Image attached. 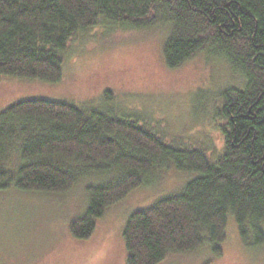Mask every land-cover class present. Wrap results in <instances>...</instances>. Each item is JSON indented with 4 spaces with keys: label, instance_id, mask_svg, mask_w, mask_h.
Masks as SVG:
<instances>
[{
    "label": "trees",
    "instance_id": "1",
    "mask_svg": "<svg viewBox=\"0 0 264 264\" xmlns=\"http://www.w3.org/2000/svg\"><path fill=\"white\" fill-rule=\"evenodd\" d=\"M99 25L170 26L172 69L201 52L230 65L242 81L218 92L221 149L210 156L169 140L112 91L100 103L23 100L0 112V189L64 193L82 177H103L70 225L88 239L109 206L172 164L198 176L129 216L126 264H159L205 244L222 256L229 214L246 245H264V0H0V77L61 81L70 43Z\"/></svg>",
    "mask_w": 264,
    "mask_h": 264
},
{
    "label": "rangeland",
    "instance_id": "2",
    "mask_svg": "<svg viewBox=\"0 0 264 264\" xmlns=\"http://www.w3.org/2000/svg\"><path fill=\"white\" fill-rule=\"evenodd\" d=\"M169 28L99 25L81 32L66 51L61 81L1 76L0 112L30 99L100 103L112 91L115 103L138 111L169 140L201 145L215 156L223 145L225 123L218 92L242 80L224 59L206 52L169 68L164 56ZM196 176L171 164L148 185L109 206L88 239L75 238L70 225L87 210L88 187L103 177H82L64 193L0 189V264H126L123 233L129 216L180 192ZM221 248L222 256H216L211 244L171 251L159 264H264V245H246L233 214Z\"/></svg>",
    "mask_w": 264,
    "mask_h": 264
}]
</instances>
